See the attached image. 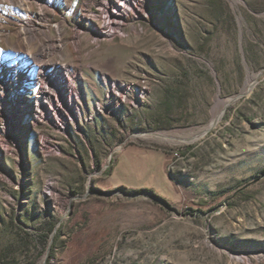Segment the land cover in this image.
<instances>
[{
	"label": "rangeland",
	"instance_id": "1",
	"mask_svg": "<svg viewBox=\"0 0 264 264\" xmlns=\"http://www.w3.org/2000/svg\"><path fill=\"white\" fill-rule=\"evenodd\" d=\"M125 1L0 0V264H264V0Z\"/></svg>",
	"mask_w": 264,
	"mask_h": 264
},
{
	"label": "bare ground",
	"instance_id": "2",
	"mask_svg": "<svg viewBox=\"0 0 264 264\" xmlns=\"http://www.w3.org/2000/svg\"><path fill=\"white\" fill-rule=\"evenodd\" d=\"M132 2H133V0H127L124 3L118 4L119 7L116 4L113 9H109L108 7H106L105 14H106V19L108 20L107 28H114L116 26V24H120L121 22L124 21V17H126L127 8H129L131 6ZM101 4L105 5L104 2H102ZM20 34H21V32H19V35ZM107 34H109V33L106 32V35ZM42 51L44 53H46L45 49H43ZM43 95H44V98H46V97L48 98V90L45 88L43 90ZM50 97H51V95H50ZM59 114L64 117L63 112L60 111ZM70 115H73V114L71 113ZM73 116H77V114H75ZM162 137L167 138V139H172L171 136L166 135V134H162Z\"/></svg>",
	"mask_w": 264,
	"mask_h": 264
},
{
	"label": "trees",
	"instance_id": "3",
	"mask_svg": "<svg viewBox=\"0 0 264 264\" xmlns=\"http://www.w3.org/2000/svg\"><path fill=\"white\" fill-rule=\"evenodd\" d=\"M240 117V116H239ZM189 149L191 148V146H189L188 147ZM40 229V228H39ZM42 229V228H41ZM53 230V224H48L47 225V227H46V230H44V233L43 234H41V236H39V238H38V241H39V243H43L45 240H46V238L48 237V234H49V232L50 231H52ZM46 231V232H45ZM46 237V238H45ZM55 238H56V236H55ZM39 245L37 244V247H38ZM52 250H53V247H52ZM50 257H52V255H49Z\"/></svg>",
	"mask_w": 264,
	"mask_h": 264
},
{
	"label": "water",
	"instance_id": "4",
	"mask_svg": "<svg viewBox=\"0 0 264 264\" xmlns=\"http://www.w3.org/2000/svg\"><path fill=\"white\" fill-rule=\"evenodd\" d=\"M217 121V119L214 120L213 124ZM54 238V235H52V239Z\"/></svg>",
	"mask_w": 264,
	"mask_h": 264
}]
</instances>
